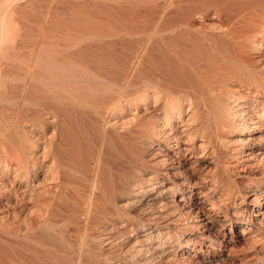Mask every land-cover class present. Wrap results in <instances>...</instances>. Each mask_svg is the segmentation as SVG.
Masks as SVG:
<instances>
[{
    "label": "bare ground",
    "instance_id": "6f19581e",
    "mask_svg": "<svg viewBox=\"0 0 264 264\" xmlns=\"http://www.w3.org/2000/svg\"><path fill=\"white\" fill-rule=\"evenodd\" d=\"M0 264H264V0H0Z\"/></svg>",
    "mask_w": 264,
    "mask_h": 264
},
{
    "label": "rangeland",
    "instance_id": "374dc122",
    "mask_svg": "<svg viewBox=\"0 0 264 264\" xmlns=\"http://www.w3.org/2000/svg\"><path fill=\"white\" fill-rule=\"evenodd\" d=\"M233 178L238 182L241 181V178H239L238 176H233Z\"/></svg>",
    "mask_w": 264,
    "mask_h": 264
}]
</instances>
